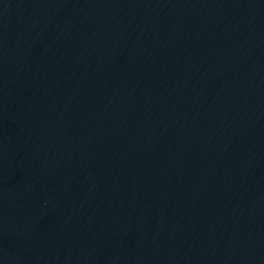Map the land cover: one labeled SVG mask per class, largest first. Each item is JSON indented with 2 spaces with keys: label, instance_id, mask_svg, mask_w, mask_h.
<instances>
[{
  "label": "water",
  "instance_id": "water-1",
  "mask_svg": "<svg viewBox=\"0 0 264 264\" xmlns=\"http://www.w3.org/2000/svg\"><path fill=\"white\" fill-rule=\"evenodd\" d=\"M0 264H264V0H0Z\"/></svg>",
  "mask_w": 264,
  "mask_h": 264
}]
</instances>
